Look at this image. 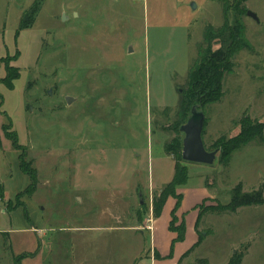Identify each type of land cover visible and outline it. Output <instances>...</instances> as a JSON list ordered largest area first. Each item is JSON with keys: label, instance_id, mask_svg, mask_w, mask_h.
Returning <instances> with one entry per match:
<instances>
[{"label": "rangeland", "instance_id": "1", "mask_svg": "<svg viewBox=\"0 0 264 264\" xmlns=\"http://www.w3.org/2000/svg\"><path fill=\"white\" fill-rule=\"evenodd\" d=\"M245 6L258 16L243 17L253 49L204 106L210 151L245 117L264 122V0ZM224 18L221 0H0V55L20 71L0 82V264H264V204L212 210L235 190L264 197V138L228 163L220 147L211 165L184 162L188 180L153 213L175 175L166 145L184 137L189 71Z\"/></svg>", "mask_w": 264, "mask_h": 264}, {"label": "trees", "instance_id": "2", "mask_svg": "<svg viewBox=\"0 0 264 264\" xmlns=\"http://www.w3.org/2000/svg\"><path fill=\"white\" fill-rule=\"evenodd\" d=\"M224 9L225 20L222 25L215 27L211 24L207 25L204 32V47L201 48L199 60L193 65L188 75L189 88L185 91L181 104L180 115L182 123L177 129L185 123L191 113V109L195 104H201L202 108L208 103L218 102L224 95L223 80L227 73L234 70L236 55L242 50H252V44L245 35L244 15L247 14L245 2L248 0H234L231 9L233 10V20L227 17V0H221ZM39 1L36 2L22 17L21 28L29 27L35 21L39 12ZM219 44L220 47L215 49L214 45ZM4 66L6 74L0 76V82H5L9 86H13V82L20 76V71L16 66L11 64V57L0 55V69ZM206 124V123H205ZM15 146L20 150L23 148L18 142L15 131H6ZM264 138V122L254 121L248 116L242 121L240 133L225 141L222 137L217 140V147L221 148V160L228 163L232 153L245 146L255 139ZM219 148V149H220ZM183 138H176L173 142L166 145V152L175 157V175L172 181L161 191L159 195L153 198V213L157 216L161 213L162 206L169 195L175 194L176 188L184 184L188 180V169L184 165L182 157ZM217 149V148H216ZM21 169L29 175L31 184L35 187L37 175L35 171L30 170L28 164L25 163L22 154H20ZM4 195L0 193V198ZM264 204L263 195L241 194L235 190L232 200L227 205L214 207L212 210L217 212H236L242 206L262 205ZM242 254L234 256L231 264H241ZM15 264H20V259H16Z\"/></svg>", "mask_w": 264, "mask_h": 264}, {"label": "water", "instance_id": "3", "mask_svg": "<svg viewBox=\"0 0 264 264\" xmlns=\"http://www.w3.org/2000/svg\"><path fill=\"white\" fill-rule=\"evenodd\" d=\"M248 15L258 20L256 13L247 11ZM64 15V19H66ZM51 93V92H50ZM73 97L67 96V102L72 103ZM206 123L205 111L201 104H195L187 121L181 125L180 131L184 134L182 157L186 162L213 164L220 149L208 150L204 142V129Z\"/></svg>", "mask_w": 264, "mask_h": 264}, {"label": "crops", "instance_id": "4", "mask_svg": "<svg viewBox=\"0 0 264 264\" xmlns=\"http://www.w3.org/2000/svg\"><path fill=\"white\" fill-rule=\"evenodd\" d=\"M5 74H6V72H5ZM5 74H3V75L0 74V76L3 77V76H5ZM151 230H153V229H151ZM149 253H150V252H149ZM150 255H151V256H150V259L153 260V262L157 260L156 254H153V253L151 252Z\"/></svg>", "mask_w": 264, "mask_h": 264}, {"label": "built area", "instance_id": "5", "mask_svg": "<svg viewBox=\"0 0 264 264\" xmlns=\"http://www.w3.org/2000/svg\"><path fill=\"white\" fill-rule=\"evenodd\" d=\"M149 228H152L151 226H149Z\"/></svg>", "mask_w": 264, "mask_h": 264}]
</instances>
